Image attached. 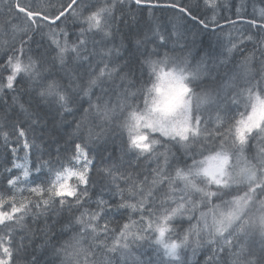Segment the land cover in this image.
<instances>
[{
    "label": "snow or ice",
    "instance_id": "obj_1",
    "mask_svg": "<svg viewBox=\"0 0 264 264\" xmlns=\"http://www.w3.org/2000/svg\"><path fill=\"white\" fill-rule=\"evenodd\" d=\"M158 6L8 0L0 264H200L198 250L205 264H264V8L245 20L236 7L246 30L201 56L226 5L170 0V19L143 17ZM245 41L255 72L229 68ZM41 216L56 219L37 255L27 225Z\"/></svg>",
    "mask_w": 264,
    "mask_h": 264
},
{
    "label": "trees",
    "instance_id": "obj_2",
    "mask_svg": "<svg viewBox=\"0 0 264 264\" xmlns=\"http://www.w3.org/2000/svg\"><path fill=\"white\" fill-rule=\"evenodd\" d=\"M170 0H153L154 4H158L160 6H165L168 4ZM177 3H182L183 0H176ZM21 3L27 4L26 0H21ZM42 3H47L49 5L48 11L50 13H55L59 10L61 4H67L68 0H36L32 4L39 6ZM218 4L226 5L224 10L217 14V19L219 20L220 25L225 29L223 33L220 32L219 29L216 30V34H211V29L207 33H200L199 37L197 38V46L196 49H194V53L197 50H200V55H204V51L211 50L217 45L218 39L222 40L225 44H227L229 39V33L232 34V36H236L237 32L243 33L246 30V22L239 21V19L235 15V9L236 7H239L242 3L245 5L244 10L241 12V16L245 17V20L248 17H251L254 14V7H255V14L256 11H259L261 8H264V0H217ZM134 8V14L139 17L141 15L140 11L138 9ZM8 9V0H0V32L3 31V24L6 18H9V12ZM171 12L172 10L167 7H146L143 12L144 18H151L152 16H155L156 18H171ZM223 16L225 18L231 17L233 20L236 21L235 26H233L230 23H227L225 19H220V17ZM210 18V17H209ZM19 23H24V17L23 14H20V19L18 21ZM45 25L44 31H48V22H43ZM59 23V22H57ZM70 26V25H69ZM54 28L55 25H52ZM63 27V25L61 26ZM189 28L192 29V24H189ZM254 31V30H253ZM245 43L248 45L247 48H244L242 45H240V51L234 53V62L229 64L230 69H234L237 72H242L244 69L241 67L246 66L247 70L249 72H255L259 69V59L258 56L256 58H251L250 53L252 52V42L251 41H245ZM3 55V51L0 50V56ZM8 114L11 115V109L8 110ZM3 116L4 112L0 111V126H3ZM49 127L51 128L52 125L49 123ZM60 135L63 136L64 132H60ZM57 137L53 136V139H56ZM47 139V137L45 138ZM119 146H120V140L116 139L115 137H112L110 139L108 147L116 152L117 155H119ZM51 150V149H49ZM23 156V153L20 154ZM8 158V152L5 151L3 147V143L0 142V179L6 174L4 169L7 166L6 160ZM19 162V161H18ZM56 217H53L52 219L45 220V217L41 216L38 221H32L29 219L28 221V227L32 229V231L36 232V239L38 241L37 243V255H40L42 252V245L39 243V240L41 238L42 230L45 229L48 225L52 224L53 220H55ZM116 223V222H114ZM60 226H56V232H59ZM31 251V249H29ZM135 251V249H134ZM139 255V252L136 253ZM151 250L149 249L148 252L145 254L150 255ZM47 259V257H45ZM205 255L203 254V250H198L197 255L193 258L194 261H199L200 264H205Z\"/></svg>",
    "mask_w": 264,
    "mask_h": 264
},
{
    "label": "rangeland",
    "instance_id": "obj_3",
    "mask_svg": "<svg viewBox=\"0 0 264 264\" xmlns=\"http://www.w3.org/2000/svg\"><path fill=\"white\" fill-rule=\"evenodd\" d=\"M36 0H26L27 3H33ZM256 18L259 20V11H256Z\"/></svg>",
    "mask_w": 264,
    "mask_h": 264
},
{
    "label": "water",
    "instance_id": "obj_4",
    "mask_svg": "<svg viewBox=\"0 0 264 264\" xmlns=\"http://www.w3.org/2000/svg\"><path fill=\"white\" fill-rule=\"evenodd\" d=\"M158 7H165V6H160V5H159Z\"/></svg>",
    "mask_w": 264,
    "mask_h": 264
}]
</instances>
